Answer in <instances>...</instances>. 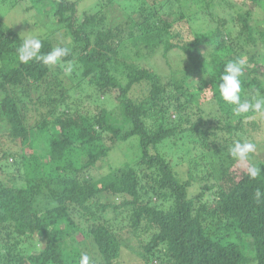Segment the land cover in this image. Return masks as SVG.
I'll list each match as a JSON object with an SVG mask.
<instances>
[{
  "label": "trees",
  "instance_id": "obj_1",
  "mask_svg": "<svg viewBox=\"0 0 264 264\" xmlns=\"http://www.w3.org/2000/svg\"><path fill=\"white\" fill-rule=\"evenodd\" d=\"M11 1L59 25L62 41L36 35L42 54L69 55L21 63L24 36L0 17V264H264V171L247 175L264 161L229 153L264 114L238 116L219 92L244 58L242 100L264 96V57L249 53L264 46V0H93L81 14L83 0ZM132 136L138 150L111 167ZM160 147L195 168L183 178Z\"/></svg>",
  "mask_w": 264,
  "mask_h": 264
},
{
  "label": "rangeland",
  "instance_id": "obj_2",
  "mask_svg": "<svg viewBox=\"0 0 264 264\" xmlns=\"http://www.w3.org/2000/svg\"><path fill=\"white\" fill-rule=\"evenodd\" d=\"M92 2L93 0H83L81 3H79L78 11H80V14L83 10L88 9L89 6H91L90 4ZM30 4L31 3H29L28 1L13 2L11 0H0V17L4 20L6 25L14 27L16 31L24 37L29 35H43L44 33H46L50 36V38L57 41H62L63 37L60 33L59 25L53 22L50 17L49 19L46 18L48 17V14L43 13L40 10L37 11L34 6H30ZM111 15L112 17L114 16L113 14ZM66 42H68V40ZM250 52L262 59L264 57V46L259 47V49L255 51L250 50L249 53ZM130 57L126 60L130 59ZM154 60L151 57V59L148 61L149 64L151 66H155V69L162 68V63L164 64L163 60L159 57L158 59L156 58L155 62ZM128 62L132 63V60H129ZM170 64H172L173 66L176 65V57L174 55L171 56ZM33 95L36 96L37 93L33 91ZM38 114L39 113L36 110H33V112L30 113L28 117V121L30 124H34L40 118ZM256 122L258 123V127H251V129H247L246 131L235 129L234 135L236 136V134L239 133H241L243 137L244 135H246L244 140H246L248 137L249 141L256 144V151L253 153V156L255 155L256 158H260L261 160L263 159L264 161V117L259 118ZM5 126L6 125L2 121H0V131H4L6 129ZM136 149L138 150V138L136 136L130 137L125 142L120 141L115 143V145L108 154V164L113 168L118 167L120 164L122 165V162L125 160V158L127 160H130L132 158L130 153L131 151L136 152ZM23 150L24 152H28V148L26 147ZM159 151L164 154L166 158L172 160V164L175 166L176 169L183 171V178L187 177V168H190L192 170L195 168L196 163L192 162L191 165L188 167V165L184 162L190 160L188 159V157L183 155L185 158L180 159V156H178V154H180L181 152L179 150L177 151V149L172 150V152H169L170 149L168 147H166L165 149L160 147ZM195 154V151L189 150V155L191 159L195 157ZM9 161L11 162L12 159L9 158ZM103 170L101 171H103L105 174L108 172V168H104ZM101 171H95L94 175L98 176V173H101ZM213 179L214 178H212V180ZM213 181L216 182V180ZM201 184L202 180L200 178L194 179L191 183V186L189 187V192L197 193L201 191ZM127 258L129 259V257ZM123 261L125 262V256L123 257ZM133 263L136 264L134 260Z\"/></svg>",
  "mask_w": 264,
  "mask_h": 264
},
{
  "label": "clouds",
  "instance_id": "obj_3",
  "mask_svg": "<svg viewBox=\"0 0 264 264\" xmlns=\"http://www.w3.org/2000/svg\"><path fill=\"white\" fill-rule=\"evenodd\" d=\"M22 44L17 48V56L21 63H28L32 59L42 60L45 65H55L62 57L69 55V49L66 47H55L47 54L41 53L42 41L36 36H26L22 38ZM246 60L237 58L228 61L220 74L219 92L222 99L229 105L234 106L233 111L236 115H243L250 110L264 114V96H253L251 99H243L241 77L245 71ZM71 72V65L66 69ZM256 151V144L248 140H235L229 148L230 155L240 161H245L250 154ZM264 168L256 165L247 168V175L250 178H256ZM259 199L264 193L259 189L255 193ZM79 264H90V256L84 252L81 253Z\"/></svg>",
  "mask_w": 264,
  "mask_h": 264
}]
</instances>
